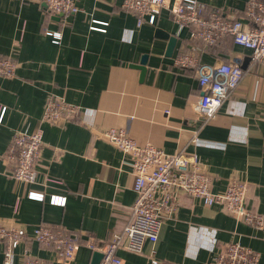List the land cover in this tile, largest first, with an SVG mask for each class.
Here are the masks:
<instances>
[{"label": "crops", "instance_id": "obj_1", "mask_svg": "<svg viewBox=\"0 0 264 264\" xmlns=\"http://www.w3.org/2000/svg\"><path fill=\"white\" fill-rule=\"evenodd\" d=\"M153 25L121 7L122 0H76L78 12L49 14L40 0H0V56L16 64L15 76L0 77V221L23 227L61 228L82 242L105 243L129 222L136 194L129 158L99 138L107 128L126 129L139 146L165 153H196L221 193L230 179L249 184L246 206L264 217V66L252 64L250 52L224 39L214 54L192 41L187 28L171 19L179 0H165ZM206 12L241 16L247 0H197ZM264 1V0H263ZM95 27L98 29L92 30ZM100 29V30H99ZM175 37L169 56L167 41ZM47 32L59 33L57 43ZM220 46V47H219ZM200 49L201 63L237 60L243 70L237 89L204 124L193 103L200 96L193 74L174 67L177 55ZM146 58L143 77L134 66ZM60 97L83 109L74 122H41L48 99ZM42 130L43 146L35 164L37 179L27 184L8 175L5 157L15 131ZM213 145H194L193 136ZM29 192L43 201L27 199ZM50 195L66 197L51 205ZM228 242L259 254L264 264V230L181 197L173 216L163 218L157 241L145 242L141 254L117 250L122 264H149L148 256L174 264H208ZM5 244L0 241V264ZM93 252L77 247L68 262L33 239L13 249L12 264L34 258L44 264H90Z\"/></svg>", "mask_w": 264, "mask_h": 264}, {"label": "built area", "instance_id": "obj_2", "mask_svg": "<svg viewBox=\"0 0 264 264\" xmlns=\"http://www.w3.org/2000/svg\"><path fill=\"white\" fill-rule=\"evenodd\" d=\"M24 1V0H22ZM45 11L59 16H70L78 12L76 0H40ZM121 7L133 13L143 23L153 25L161 9L166 7L165 0H122ZM171 19L180 28H187L193 41L201 48L217 46L226 38L232 43L249 50L252 64L264 66V1L247 0L241 16L220 11L206 12V6L197 0H179L171 8L167 7ZM92 30L98 29L95 27ZM100 30V29H99ZM54 37L59 33L47 32ZM200 49L181 53L174 59V67L193 74L197 80L200 96L193 103L195 116L203 126L212 121L219 108L237 89L243 70L237 60L218 64L201 63ZM17 64L10 57L0 56V77L10 79L15 76ZM83 109L66 102L63 98L48 99L44 105L41 122L59 124L79 121ZM4 110L0 112V122ZM99 138L116 147L129 158L127 163L132 176V188L136 194L131 208L129 222L119 233H113L105 243L81 242L64 229L39 225L31 237L23 227L0 221V241L5 244L2 251V264H12L13 249L27 239H33L40 246L51 248L58 261L68 262L77 247L86 246L92 252H100L99 264H122L117 250L123 246L131 253L141 254L145 242L157 241L163 218L173 216L181 197L199 201L205 207L217 205L227 215L246 225L264 230V217L249 210L246 200L249 184L238 179H230L221 193L212 191V178L196 153L168 154L163 150L146 144L139 146L128 136L126 129L107 128L99 133ZM194 145H213L203 142L195 135ZM42 130L27 133L15 131L6 152L5 161L9 165L8 175L18 182L32 184L37 179L35 164L42 149ZM43 194L29 192L27 199L43 201ZM51 205L64 206L66 197L50 195ZM149 264H174L148 256ZM259 254L243 247L238 242H228L208 264H259ZM23 264H44L34 258H26Z\"/></svg>", "mask_w": 264, "mask_h": 264}, {"label": "water", "instance_id": "obj_3", "mask_svg": "<svg viewBox=\"0 0 264 264\" xmlns=\"http://www.w3.org/2000/svg\"><path fill=\"white\" fill-rule=\"evenodd\" d=\"M157 36L165 39L167 41V49H166V55L169 56L175 46L176 43V39L175 37L169 36L165 33H162V31L157 30ZM145 66H146V58L143 57L139 63V65L134 66L135 68H137L140 71V77L142 78L145 72ZM101 253L100 252H93L92 255V259L90 264H99L100 260H101Z\"/></svg>", "mask_w": 264, "mask_h": 264}, {"label": "trees", "instance_id": "obj_4", "mask_svg": "<svg viewBox=\"0 0 264 264\" xmlns=\"http://www.w3.org/2000/svg\"><path fill=\"white\" fill-rule=\"evenodd\" d=\"M193 41V40H192ZM232 41V40H231ZM219 45H220V43H219ZM199 46H200V44H199ZM201 47V46H200ZM220 47V46H219ZM213 48H215V47H212V48H202V49H206V50H208V51H210L212 54H214V52H213ZM184 53H187V51H184Z\"/></svg>", "mask_w": 264, "mask_h": 264}]
</instances>
